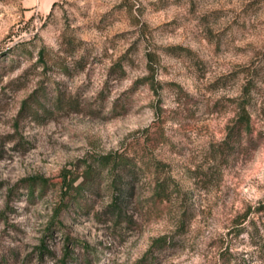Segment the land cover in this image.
<instances>
[{"label":"rangeland","instance_id":"374dc122","mask_svg":"<svg viewBox=\"0 0 264 264\" xmlns=\"http://www.w3.org/2000/svg\"><path fill=\"white\" fill-rule=\"evenodd\" d=\"M0 264H264V0H0Z\"/></svg>","mask_w":264,"mask_h":264},{"label":"trees","instance_id":"16d2710c","mask_svg":"<svg viewBox=\"0 0 264 264\" xmlns=\"http://www.w3.org/2000/svg\"><path fill=\"white\" fill-rule=\"evenodd\" d=\"M128 164L126 162L124 163L122 160L114 162V171L118 170L121 167H127ZM133 175L130 172L123 173L121 175H118L115 177V191L119 194H124V193H130L132 190V180H133ZM87 182L92 180V174H87ZM85 184L82 185L81 188H83ZM72 187V186H71ZM162 241V240H161ZM160 242V241H159Z\"/></svg>","mask_w":264,"mask_h":264}]
</instances>
